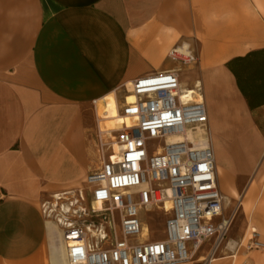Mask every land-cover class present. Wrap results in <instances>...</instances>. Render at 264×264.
<instances>
[{"label":"crops","instance_id":"obj_1","mask_svg":"<svg viewBox=\"0 0 264 264\" xmlns=\"http://www.w3.org/2000/svg\"><path fill=\"white\" fill-rule=\"evenodd\" d=\"M257 11L248 0H0V264H55L38 202L82 188L100 166L99 103L113 93L119 106L133 80L176 68L167 53L184 42L198 55L188 71L203 86L219 189L241 203L242 226L210 264H264V250L237 248L251 226L264 243V106L250 111L225 67L264 48Z\"/></svg>","mask_w":264,"mask_h":264},{"label":"built area","instance_id":"obj_2","mask_svg":"<svg viewBox=\"0 0 264 264\" xmlns=\"http://www.w3.org/2000/svg\"><path fill=\"white\" fill-rule=\"evenodd\" d=\"M167 58L177 67L123 88L118 112L130 126L109 134L98 130L100 166L85 177L86 198L78 189L75 208L71 203L63 214L70 216L59 222L67 264H210L226 239L234 213L223 214L226 198L201 87L184 88L180 78L183 67L198 63L197 51L184 42ZM126 94L135 100L128 103ZM149 142L159 148L151 151ZM142 209L164 216L161 239L146 236ZM245 241L247 251L264 250L254 228L237 248ZM204 246L207 255L201 257Z\"/></svg>","mask_w":264,"mask_h":264},{"label":"rangeland","instance_id":"obj_3","mask_svg":"<svg viewBox=\"0 0 264 264\" xmlns=\"http://www.w3.org/2000/svg\"><path fill=\"white\" fill-rule=\"evenodd\" d=\"M248 2L251 3L252 5H254L255 8L258 9L257 12L259 13V15L262 18H264V0H248ZM165 63L167 66H175L176 65L175 63L171 62L169 59H167V61ZM180 78H181V81L184 85L183 86L184 88L191 89L193 87L195 74L192 72H189L186 67L182 68ZM201 94L204 97V90H203L202 85H201ZM123 95L124 94H121L120 103L122 102ZM218 108H219V105L218 106L214 105L212 108L216 112V115L220 112V110H218ZM208 126H209V124H208ZM250 130L251 131L253 130L252 125L250 126ZM229 140L232 141L231 139H229ZM148 147L151 151H154L156 148H159V144L157 142H149ZM93 161H95V158L93 159ZM97 163H98V160L92 166V169L97 167ZM78 189L70 191V192H72V194H70V195L62 196L61 200H56L55 195H52L50 197H43L38 202V205L41 208V211H42L43 215L45 216V218L48 221H51L56 226L58 225L57 230L61 234H62V228H61L59 222L60 221L63 222L64 220H66L68 218V216H70V215H63L64 212H66L63 209V207L64 208H70L71 207L70 204L73 203V206L75 208L74 198H76V196L78 194ZM81 189H82V194H83L84 198H86V194H87L86 186L83 184ZM73 196H75V197H73ZM239 202H240L239 200H237V201L234 200L230 203L226 202L225 214L231 215L234 213V217H233L234 219H232V223L230 225L226 239L230 235L231 232L238 231V229L242 226V224H241L242 223V215H241V210H240L241 208L238 205ZM82 205H84L83 201H82ZM234 206H236V207L233 210ZM139 218H140V221L142 222V224L144 226L143 231L146 234H148L146 236L149 239L155 240V239H161L162 238V233L164 231V221H165V218L163 215L159 214V216H158L156 211L147 212V211H144L142 209L139 211ZM250 228H253V226H251ZM145 229H147V230L145 231ZM226 239L224 242H226ZM245 243H246V241L243 243L242 250L245 249L244 248Z\"/></svg>","mask_w":264,"mask_h":264},{"label":"trees","instance_id":"obj_4","mask_svg":"<svg viewBox=\"0 0 264 264\" xmlns=\"http://www.w3.org/2000/svg\"><path fill=\"white\" fill-rule=\"evenodd\" d=\"M225 67L233 75L248 109L264 106V48L232 58Z\"/></svg>","mask_w":264,"mask_h":264},{"label":"bare ground","instance_id":"obj_5","mask_svg":"<svg viewBox=\"0 0 264 264\" xmlns=\"http://www.w3.org/2000/svg\"><path fill=\"white\" fill-rule=\"evenodd\" d=\"M198 86L200 87L199 83ZM126 90H130V86L128 88H126ZM126 101L128 103H131L135 100L134 96H132L131 94H126L125 95ZM202 100H203V96H202ZM204 102V100H203ZM96 110V109H95ZM119 106L118 103L115 99V94H110L108 97V101L106 102L104 107L100 106V103L98 105V117L102 118L100 124L101 128L100 131L104 132L106 134H109L110 130H115L120 128L121 124H126L127 126H130V122L127 119L121 118V116L119 115ZM104 124L107 125L108 127L105 128ZM103 126V128H102ZM115 150H117V148L115 147ZM81 189V188H79ZM62 195H56L55 198L56 200H61L62 197H60ZM227 202V200H226ZM63 209L66 211V213L68 212V208H64ZM48 221V220H47ZM48 225L49 228H51L50 230V243H51V254H52V259L54 260L55 264H67L66 260H65V253H64V244L62 241V235L61 233H59V231L57 230V226L55 224H53L51 221H48ZM147 230V229H146Z\"/></svg>","mask_w":264,"mask_h":264}]
</instances>
